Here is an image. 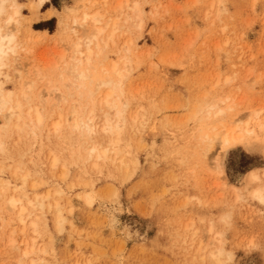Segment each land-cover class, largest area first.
<instances>
[{
    "label": "rangeland",
    "instance_id": "obj_1",
    "mask_svg": "<svg viewBox=\"0 0 264 264\" xmlns=\"http://www.w3.org/2000/svg\"><path fill=\"white\" fill-rule=\"evenodd\" d=\"M96 1L99 15L116 18L119 0H109L107 6ZM138 2L140 27L123 19L118 23L117 48L106 52L101 64L96 60L87 81L95 91L97 82L91 81L101 73L96 70L129 60L120 101L137 120L131 122L133 132L124 128L123 155L115 170L101 162L82 168L78 159L85 153L92 148L102 153L113 143L110 136L89 140L70 129L56 138L41 131L34 146L30 138L9 142L16 151L8 147L6 158L0 159V185L17 189L21 184L13 173L26 171L40 187L25 186L24 191L58 192L52 203H58L65 222L59 230L54 211L45 212L37 237L29 229L22 236L16 224L5 230L0 222V264H207L201 260L206 254H200L205 248H210L207 253L223 251L224 264H264V203L252 199L256 190L264 191V148L259 145L264 144V0ZM31 4L21 1L25 20L19 40H27L30 30L43 35L26 47L5 89H17L22 73L32 66L43 79L36 94L47 85L48 91L57 88L73 95L59 62V54L69 55L70 39L56 33L60 22L71 27L67 9L79 18L87 3L51 0L38 15L30 11ZM47 10L56 14L47 17ZM47 22L51 25L45 31ZM51 96L41 99L45 109L54 104ZM203 103L218 104L224 112L212 123L215 133L238 128V135L248 129L252 137L245 139L255 150L235 148L224 154L218 141L204 153L202 131L209 125L200 123L207 113L199 110ZM79 104L74 107L79 109ZM38 154L47 163L59 158L57 170L47 173L45 166L33 164ZM221 160L227 181L218 175ZM250 172L259 174V180L252 181ZM31 239H36L38 251L22 259L23 243Z\"/></svg>",
    "mask_w": 264,
    "mask_h": 264
},
{
    "label": "bare ground",
    "instance_id": "obj_2",
    "mask_svg": "<svg viewBox=\"0 0 264 264\" xmlns=\"http://www.w3.org/2000/svg\"><path fill=\"white\" fill-rule=\"evenodd\" d=\"M21 1L0 0V159L6 158L4 154L8 152V147L10 152L16 151L13 145H8L14 139L16 144H19L22 139L27 140L30 138L32 146H34L41 131L47 130L49 138H56L63 134L64 129H70L71 133L79 132L89 140L96 138V140L101 141L110 136V141L113 144L110 145L109 149H105L101 153L92 148L85 153L81 161L78 159V162H80L79 166L82 168L89 162H93L94 166L101 162V164H107L112 170H115L114 164L119 162V157L123 155L121 139L126 137L124 128L127 127L133 132L132 123L135 124L137 120V115L134 118L131 117L130 113L127 112L128 105L120 101L122 96L121 84L125 79L124 74L127 73L129 60L122 58L119 62L110 64L108 69L96 70L101 73L91 81L93 83L97 82L95 91L88 89L87 81L90 79V68L96 63V60L100 59L101 64L103 55L117 48L114 35L118 31V23L123 19L124 23H132V25L140 27L138 25L142 18L140 3L138 0H119L114 8L116 18L109 17L107 14L99 15L96 11V0H82L83 4L84 2L87 3V8L85 7L79 18H76L74 10H66V13L72 17L70 20L71 27L67 22H60L56 34L58 37L67 36L70 39L69 55L66 57V55L59 54V62L63 65L64 72L68 73L67 75L64 74V77L69 78L73 91L72 95L71 93L60 92L57 88L48 91L47 85L44 92L36 94L35 87L43 79L40 78V72L32 66L29 73L28 70L25 73L21 72L24 79L17 89L14 91L5 89L6 85L13 79L12 72L20 66L26 47L34 40H40L43 35L30 30L27 40L20 42L19 30L25 20L22 14ZM31 1L32 4L29 9L35 15H38L41 8L50 3L51 0ZM102 2L104 6H107L109 0H102ZM54 14L56 12L49 13L47 17ZM109 28H111V32L106 34ZM79 31H83V33L79 34ZM126 48H124L125 53H129L131 45L126 46ZM229 56L231 57L230 53ZM120 65H122V69L119 68ZM62 80L61 77L58 81L61 82ZM102 90H105V93L99 92ZM50 94L55 95V97ZM50 96L54 104L50 109H45L42 104L44 101H41V99L50 98ZM76 101L81 103L78 106L79 109L74 107ZM66 105L69 106L67 111L63 109ZM204 109L207 113L200 120V123L209 125L202 131L204 135L203 144H205L204 153L213 150L218 141L221 142L224 154L235 148H241L247 153L255 150V145L245 139V136L247 138L252 137V133L248 129L238 135H235L238 128L228 132H225L222 128L220 132L215 133L216 128L212 127V123L224 114L223 111H218V104L207 107L203 103L199 110L203 111ZM119 128L120 133L116 130ZM261 131L264 133V125H262ZM115 136L118 137L117 143ZM125 140L128 141L127 145L131 143L130 137ZM259 145L260 148H264V144ZM25 156L26 154H23L21 158H25ZM95 156L96 158H94ZM208 157L209 155L206 156V159ZM30 160V163H32L33 160L31 158ZM33 164L45 166L47 173H52L57 170L60 159H52L51 163H47L38 154ZM17 166H22V164L18 163ZM217 168L218 175L227 181L222 160L218 162ZM247 175L252 181H258L260 178V175L254 172ZM13 176L18 177L21 184L17 189L11 190L6 185H0V222L6 227L5 230L10 224H16L20 227L19 231L22 236L24 234L26 236L29 229L37 237V229L41 224V218L49 210L54 211L56 215L55 225L61 230L65 220L58 203L56 201L52 203L54 196L59 195V193L52 190L42 194L36 192L26 193L23 187L27 186L36 190L40 187V184L32 183L30 175L23 170H15ZM252 199L263 204L264 191L256 190L252 195ZM208 234H210V231H208ZM12 235H14V232H12ZM35 242L36 239H31L23 243L22 259L35 255V252L38 251ZM199 245L196 254H199ZM208 249L210 248L200 251V254H206V257L201 258L202 261H207V264H224L225 253L223 251L219 249L207 253Z\"/></svg>",
    "mask_w": 264,
    "mask_h": 264
},
{
    "label": "crops",
    "instance_id": "obj_3",
    "mask_svg": "<svg viewBox=\"0 0 264 264\" xmlns=\"http://www.w3.org/2000/svg\"><path fill=\"white\" fill-rule=\"evenodd\" d=\"M50 12V10H47L45 13H43V14H47V13H49ZM48 21V20H47ZM44 22H46V21H44ZM50 23L49 22H47V23H43V30H48V29H50Z\"/></svg>",
    "mask_w": 264,
    "mask_h": 264
}]
</instances>
